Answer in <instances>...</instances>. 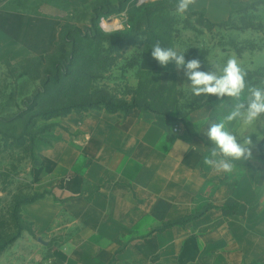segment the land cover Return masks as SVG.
I'll return each instance as SVG.
<instances>
[{
    "label": "crops",
    "instance_id": "crops-1",
    "mask_svg": "<svg viewBox=\"0 0 264 264\" xmlns=\"http://www.w3.org/2000/svg\"><path fill=\"white\" fill-rule=\"evenodd\" d=\"M105 17L113 29L129 24L127 10ZM63 25L60 16L0 8V63L52 55ZM136 48L141 60L126 74L134 89L142 73L160 67L147 47ZM252 58L247 71H264V52ZM67 126L68 138L41 156L52 192L21 208L41 235L70 233L59 244L39 239L55 264H264L261 121L241 130L259 154L232 173L204 163V134L153 113L102 107L72 113Z\"/></svg>",
    "mask_w": 264,
    "mask_h": 264
},
{
    "label": "rangeland",
    "instance_id": "rangeland-1",
    "mask_svg": "<svg viewBox=\"0 0 264 264\" xmlns=\"http://www.w3.org/2000/svg\"><path fill=\"white\" fill-rule=\"evenodd\" d=\"M207 1L196 0L192 11L190 9L186 14L172 12L179 20V24L176 27L178 34L172 37L171 44L184 53L189 48L208 51V62L217 68H222L228 58L235 57L247 73L252 57L264 52V0H229L228 3L210 0L206 8L212 20L204 10ZM167 2L174 9L176 8L177 0H167ZM90 5L74 8L65 4L64 0H0L2 9L60 16L66 21H81L80 27L83 29L90 26L92 14ZM99 5L104 6L103 3ZM113 7L117 10L120 5L115 3ZM198 15H204V20L211 22L212 26L204 28L199 26ZM111 18L114 20L113 17ZM140 18L141 15L136 13V22H139ZM112 23L114 21L108 22L107 17H101L98 27L106 34L122 32L125 34L132 28L131 23L128 24L126 19L124 26L119 29L111 28ZM145 32H148L147 29H141V34ZM66 50L63 46L62 51L66 52ZM239 51L242 52L241 56L238 54ZM139 53V48H127L123 60L119 59L116 68L104 75L95 88L110 92V96L117 104H131L130 93L134 88L127 85L126 74L129 70L126 66L134 62L132 58ZM58 58L54 56L51 60L57 61ZM51 60L47 56L35 58L26 65L10 61L0 63V230L2 231L10 224L12 208L17 200L37 195L46 196L52 192L54 180L44 169L41 156L69 136L67 126L71 115L69 113L50 119L30 120L40 110L42 102L40 95L44 90L46 71ZM156 72L152 78L157 87L161 83L174 87L172 98L179 101L182 111V119L180 117V121L175 124L179 130L185 129L196 136L203 134L206 136L209 124L222 121L237 103L235 99L229 97L217 99L215 96H194L190 81L182 70L178 71L175 68L174 64H169L167 67L160 66ZM246 79L249 86L264 87L262 70L253 71L251 76H246ZM247 95L246 89L241 100ZM120 111L124 115L128 113V111ZM259 122L250 125V130L258 128ZM226 127L243 143L246 133L241 131L245 127L241 121L228 122ZM25 132L31 137L24 135ZM206 139L208 146L213 147L207 136ZM252 151L253 157L259 154L256 149L252 148ZM233 162L237 166H242L247 161ZM22 226L25 231L0 255V264H55L51 259V251L45 248L39 239L59 244L65 241L70 233L41 235L39 230L25 221L22 222Z\"/></svg>",
    "mask_w": 264,
    "mask_h": 264
},
{
    "label": "trees",
    "instance_id": "trees-1",
    "mask_svg": "<svg viewBox=\"0 0 264 264\" xmlns=\"http://www.w3.org/2000/svg\"><path fill=\"white\" fill-rule=\"evenodd\" d=\"M100 3L104 6H98ZM115 3L120 5L117 10L113 7ZM90 6L92 8L90 26L85 29L80 27L81 21L73 22L63 19L64 25L61 29L58 49L49 56V60L54 56L59 58L57 61H50L46 71L44 90L40 95L42 101L40 110L30 120L50 119L68 113H80L103 107L110 112L128 111L126 115L135 110L142 113H153L165 117L169 124L175 125L180 121V117L182 119L179 101L172 98L174 87L163 83L158 87L155 85L153 78L156 71L141 74L138 87L131 90L132 100L128 105L117 104L110 96V92L95 88V86L102 81L104 75L116 68L119 59L123 60L127 48L145 46L151 52L150 49L156 41L164 47H173L171 39L178 34L176 27L179 24V20L172 14L176 10L167 0L148 1L142 4L139 0H98ZM124 10H127L129 22L132 25L130 31L125 34H106L99 29L98 22L101 17ZM136 13L141 15L139 22L135 20ZM198 16L199 26L203 28L212 26L211 22L204 20V15ZM143 28L148 32L141 34ZM63 46L66 47V52L62 51ZM184 54L186 60L199 58L202 63L201 70L217 69L208 62V51L189 48ZM238 54L241 56L242 52L239 51ZM34 59L24 60L21 64H30ZM133 59L134 62L126 66L128 70L139 65L141 54L139 53ZM247 75L251 76L252 72L247 71ZM24 135L31 137L27 132ZM43 197V195H37L28 199L21 198L15 202L9 226L3 231L0 230V255L25 231L22 226L24 220L21 208Z\"/></svg>",
    "mask_w": 264,
    "mask_h": 264
},
{
    "label": "clouds",
    "instance_id": "clouds-1",
    "mask_svg": "<svg viewBox=\"0 0 264 264\" xmlns=\"http://www.w3.org/2000/svg\"><path fill=\"white\" fill-rule=\"evenodd\" d=\"M196 0H177L176 12L187 13ZM151 56L161 67L174 64L179 71L190 81L191 92L194 96H215L217 99L224 97L237 101L233 110L220 122L210 123L206 136L213 147L210 156L205 157L204 163L214 170L224 173H232L235 169L233 161H248L253 158V141L247 137L241 143L237 135L230 131L226 124L233 121H241L243 125H253L261 121L264 128V87L249 86L246 82L247 73L243 70L237 58H228L222 68L204 71L199 58L186 60L184 52L174 47H164L156 41L151 47ZM247 89L248 95L241 100L242 94ZM259 138V137H258Z\"/></svg>",
    "mask_w": 264,
    "mask_h": 264
},
{
    "label": "built area",
    "instance_id": "built-area-1",
    "mask_svg": "<svg viewBox=\"0 0 264 264\" xmlns=\"http://www.w3.org/2000/svg\"><path fill=\"white\" fill-rule=\"evenodd\" d=\"M148 1H156V0H139V3L142 4L144 2H148ZM178 130L175 129V132H177Z\"/></svg>",
    "mask_w": 264,
    "mask_h": 264
}]
</instances>
